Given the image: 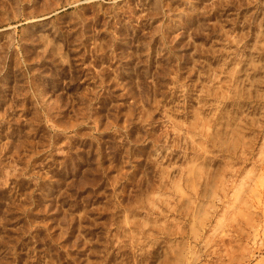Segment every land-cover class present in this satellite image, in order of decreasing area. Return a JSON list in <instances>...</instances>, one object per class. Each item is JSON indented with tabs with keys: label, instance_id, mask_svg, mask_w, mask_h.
I'll use <instances>...</instances> for the list:
<instances>
[{
	"label": "rangeland",
	"instance_id": "374dc122",
	"mask_svg": "<svg viewBox=\"0 0 264 264\" xmlns=\"http://www.w3.org/2000/svg\"><path fill=\"white\" fill-rule=\"evenodd\" d=\"M0 264H264V0H0Z\"/></svg>",
	"mask_w": 264,
	"mask_h": 264
}]
</instances>
